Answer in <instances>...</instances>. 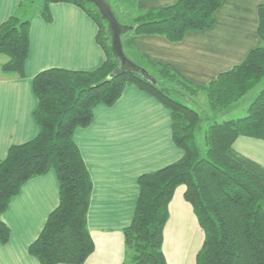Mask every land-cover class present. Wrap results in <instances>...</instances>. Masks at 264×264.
Wrapping results in <instances>:
<instances>
[{
  "label": "trees",
  "instance_id": "1",
  "mask_svg": "<svg viewBox=\"0 0 264 264\" xmlns=\"http://www.w3.org/2000/svg\"><path fill=\"white\" fill-rule=\"evenodd\" d=\"M51 1L57 0H25L0 23V54L7 57L0 65L4 74L24 75L30 17L37 12L50 20ZM65 1L77 4L95 21L96 40L105 59L90 70L49 67L32 77L36 97L32 115L37 132L27 141L10 145L0 160V243L9 239L1 213L10 199L26 180L53 170L58 203L27 250L39 264L84 262L94 247L86 222L92 182L73 133L91 122L95 106L113 104L125 86L134 85L169 110L171 138L182 154L171 163L138 175L132 216L122 229L127 253L122 264H166L161 248L163 226L169 200L179 184L185 186L183 196L203 231L195 264H264V166L233 147L238 135L264 140V87L250 101L247 114L220 121L202 119L195 108L170 95L144 65L147 76L125 70L109 77L119 61L112 55L106 22L91 3ZM221 1L176 0L136 13L129 23L134 28L121 37L124 53L130 48L129 33H156L176 42L188 31L210 27ZM257 17L261 44L205 85H193L167 63L149 59L143 63L155 68L165 80L201 90L212 110H223L264 78L263 4L257 8Z\"/></svg>",
  "mask_w": 264,
  "mask_h": 264
},
{
  "label": "crops",
  "instance_id": "2",
  "mask_svg": "<svg viewBox=\"0 0 264 264\" xmlns=\"http://www.w3.org/2000/svg\"><path fill=\"white\" fill-rule=\"evenodd\" d=\"M23 1L0 0V23ZM174 1L123 0L128 9V21L123 23H130L138 12ZM260 4L264 5V0H222L210 27L188 31L176 42L156 33H129L126 55L138 63L143 59L167 63L193 85H205L261 44L257 35ZM48 8L50 20L37 12L30 17L24 75L4 74L0 69V160L10 145L27 141L37 132L32 115L36 97L31 88L35 73L49 67L90 70L105 59L96 40L97 25L80 6L57 0L49 2ZM6 58L0 54V65ZM221 118L215 115L212 119ZM73 139L92 182L86 222L94 247L81 264H122L127 257L122 229L132 216L138 175L182 154L171 138L169 110L149 93L127 85L113 104L95 106L91 122L76 128ZM233 147L264 166L263 139L238 135ZM184 189L183 184L177 185L168 203L161 244L166 264H195L203 241L202 228L183 196ZM57 203L53 170L21 185L1 213L9 239L0 243V264H39L27 248Z\"/></svg>",
  "mask_w": 264,
  "mask_h": 264
},
{
  "label": "rangeland",
  "instance_id": "3",
  "mask_svg": "<svg viewBox=\"0 0 264 264\" xmlns=\"http://www.w3.org/2000/svg\"><path fill=\"white\" fill-rule=\"evenodd\" d=\"M109 2L111 3L112 8L115 11L118 19L121 22H127L128 9L126 8V4L123 2V0H109ZM122 37L124 38V36ZM127 51L128 50L126 48L125 52ZM138 62H136L138 65L140 66L144 65L147 71H149L157 79L158 83L163 84V87L167 90V92H169L170 95L180 99L181 101L185 102V104H188L189 106L195 108L200 113V117L202 119H204L205 117L208 118L209 122L214 121V119L212 118L215 115L216 116L221 115L222 116L221 119H228V118L240 117L247 114L250 101L253 99L254 95L258 92V90L264 87V78H263L253 88L248 90L238 101L232 103L231 106H228L224 110L219 109L218 112L214 113L210 108L209 104L207 103V99L206 96L204 95V92L197 89H191L189 86H183L171 80H165V78H162L159 75V73H157V70L155 68L143 62L142 63H138ZM201 123L203 124V126H206L207 124L203 121ZM197 138H199V143L201 144V147L204 149L202 134L200 132L197 133Z\"/></svg>",
  "mask_w": 264,
  "mask_h": 264
},
{
  "label": "water",
  "instance_id": "4",
  "mask_svg": "<svg viewBox=\"0 0 264 264\" xmlns=\"http://www.w3.org/2000/svg\"><path fill=\"white\" fill-rule=\"evenodd\" d=\"M91 3L98 11L99 15L106 22V28L109 32V43L112 55L119 61L116 69L109 74L112 77L115 74L124 72L125 70L140 71L144 76H147L145 69L131 60L123 51L121 37L125 32L134 28L133 24L123 23L119 21L111 5L106 0H81Z\"/></svg>",
  "mask_w": 264,
  "mask_h": 264
}]
</instances>
